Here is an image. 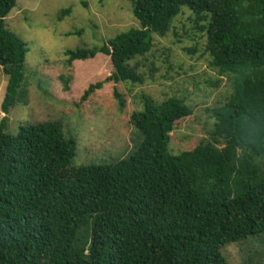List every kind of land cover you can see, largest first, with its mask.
Wrapping results in <instances>:
<instances>
[{
  "label": "trees",
  "instance_id": "trees-1",
  "mask_svg": "<svg viewBox=\"0 0 264 264\" xmlns=\"http://www.w3.org/2000/svg\"><path fill=\"white\" fill-rule=\"evenodd\" d=\"M121 1L132 3L140 28L99 48L67 53L69 63L99 54L111 58L113 74L92 84L83 101L106 83L141 82L133 61L152 50L154 34H167L185 8L201 24L211 67L233 79L228 145L223 154L215 152L204 184L191 163L194 155L170 150L174 123L191 114L175 97L160 104L146 99L144 110L133 113L131 124L143 140L129 158L114 164L73 165L77 141L60 122L24 126L11 135L3 118L0 264H228L224 246L264 234V179L255 178L257 165L247 163L235 195L231 175L237 149L262 154L244 139L240 121L260 117L264 124V0ZM16 5L17 0H0V66L9 79L4 114L24 81L28 53L5 25ZM71 13L62 10L59 21ZM88 225L87 244L75 249L79 230Z\"/></svg>",
  "mask_w": 264,
  "mask_h": 264
},
{
  "label": "rangeland",
  "instance_id": "rangeland-1",
  "mask_svg": "<svg viewBox=\"0 0 264 264\" xmlns=\"http://www.w3.org/2000/svg\"><path fill=\"white\" fill-rule=\"evenodd\" d=\"M69 8L71 15L59 21L61 11ZM5 25L28 49L24 81L9 114L1 109L9 79L0 66V125L7 117L6 133L17 135L24 126L60 122L66 136L77 141L73 165L114 164L129 158L143 140L131 124L133 113L144 110L146 99L160 104L175 97L188 105L191 114L174 123L170 150L178 156L194 155L191 163L206 184L215 152L223 154L229 142L233 79L220 77L211 67L205 35L198 30L201 24L191 11L182 9L167 34H154L152 50L133 61L141 82L106 83L87 101H83L85 91L113 74L111 58L99 54L69 63L67 53L99 48L130 29L140 28L131 2L17 0ZM259 119L240 121L244 139L262 154L254 157L246 149L235 151L231 162L233 195L247 176L251 160L257 165L255 178L264 179V124ZM90 229L88 225L79 230L75 249L87 244ZM222 253L228 264H264V234L228 244Z\"/></svg>",
  "mask_w": 264,
  "mask_h": 264
}]
</instances>
